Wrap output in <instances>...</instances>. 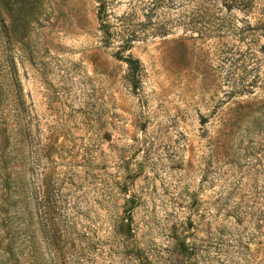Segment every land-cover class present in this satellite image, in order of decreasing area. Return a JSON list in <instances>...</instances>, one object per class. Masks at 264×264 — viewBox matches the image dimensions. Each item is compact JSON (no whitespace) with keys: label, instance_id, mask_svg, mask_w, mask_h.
Segmentation results:
<instances>
[{"label":"rangeland","instance_id":"rangeland-1","mask_svg":"<svg viewBox=\"0 0 264 264\" xmlns=\"http://www.w3.org/2000/svg\"><path fill=\"white\" fill-rule=\"evenodd\" d=\"M263 39L264 0H0V264H264Z\"/></svg>","mask_w":264,"mask_h":264},{"label":"trees","instance_id":"trees-1","mask_svg":"<svg viewBox=\"0 0 264 264\" xmlns=\"http://www.w3.org/2000/svg\"><path fill=\"white\" fill-rule=\"evenodd\" d=\"M259 25H261V22L259 23ZM259 25L256 24L255 25V28H257ZM262 45L264 46V39H263ZM124 61H125V63L128 66V70L132 69V65H133V63H134L135 60L131 59L130 56L127 55V56L124 57Z\"/></svg>","mask_w":264,"mask_h":264}]
</instances>
